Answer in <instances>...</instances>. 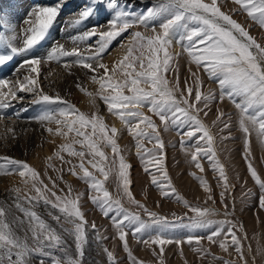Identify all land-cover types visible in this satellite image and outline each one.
<instances>
[{"label":"snow or ice","instance_id":"snow-or-ice-1","mask_svg":"<svg viewBox=\"0 0 264 264\" xmlns=\"http://www.w3.org/2000/svg\"><path fill=\"white\" fill-rule=\"evenodd\" d=\"M234 2L251 20L264 28V0H234ZM58 12V7L40 8L35 14L36 19L33 21L34 24L38 22L39 27L28 29L30 34L26 35L22 47L9 45L11 54L0 53V65L12 60L14 55L29 52L39 44L44 39L47 29L54 22ZM90 12L91 9L85 10L81 19L87 17ZM161 13H167L168 18L159 24L160 31H157L156 27H152L151 35H145L139 31L133 32L126 55L121 60L112 68L104 63H96L94 67L97 58L104 53L111 40L120 35L121 32L138 24L148 28L150 22L157 19ZM79 22V20L76 21V23ZM189 22L196 26L190 27ZM94 35L99 38V47L90 50L88 55H84L75 48L66 51L63 46H57L51 50L46 59L53 61L59 60L62 56H76L77 59L73 63L79 64L93 73L98 69L103 70L99 78L93 75V82L99 84L100 93L103 94L109 112L117 116L127 126L129 134L136 139L137 154L146 165L144 170L152 176V183L160 189L162 195L174 194L175 189L171 185V179L164 165L165 153L163 151L164 142L160 135L161 129L152 117L146 115L141 109L147 106L148 110L159 118L164 126V131L170 127L175 128L181 135L180 144L182 146L186 144L184 137L189 140L195 138L196 146L191 152V161L197 169L203 172L200 160L201 158H208L213 169L219 172L222 187L227 190L229 187L228 177L223 165L219 164L215 158V137L199 116L202 111L205 116L208 115L205 110L208 109L210 102L214 100L223 102L225 97L232 100L236 107L241 110L242 115L239 124L246 138L247 153L244 158L248 161L251 176L264 189V180H261L251 163L250 148L248 147L250 142L247 139L254 128L261 142L264 143V46L250 35L245 26L233 19L232 15L222 11L217 0H211L210 3L205 2V0H165L155 9L149 10L146 15L129 21L122 19L121 14L111 22L110 30L91 31L80 39H87ZM174 40L187 52L193 64L202 68L208 73L210 79H214L218 83L220 89L218 98L211 92L205 94L198 89L195 92L194 100L190 99L193 96V87L187 86L184 91H181L178 77H176V84L170 85L168 76L173 70L176 55H179H174L170 51ZM41 62L39 57L25 60L24 65H27L28 74L24 75L22 80L17 81L13 87L21 92L36 93L38 96L36 102L39 103L53 104L59 101L65 104V107L60 109L58 113L46 112L37 119L41 122L58 125L55 130L50 127L46 129L50 134L67 138L69 133H74L75 137L82 138L74 139L71 144H62L55 156L62 160L61 152L66 151L69 155L80 158L78 165L82 172L80 178L89 183L94 192L92 202L100 208L105 217L112 219L113 225L119 233V239L123 242L129 257H132V253L128 247V231L126 229L131 230L133 236L139 237V234L148 228L158 226L160 234L149 239H142L141 242L145 245H159V255L163 254L164 246L167 244L174 242L182 244L184 241L173 240L164 235L165 230L175 227L176 224L169 221L167 217L158 216L157 213L149 211L134 198L130 191V165L125 161L117 143L118 129L116 127L109 128L101 117L86 116L79 112L74 105L61 101L59 96L53 97L45 94L39 87L37 79ZM70 66L68 63L64 65L65 68H70ZM189 71L191 72V69ZM191 75L197 83H201L197 73L191 72ZM7 83L5 80H0V88ZM108 89L111 91L106 93ZM125 89L130 94H125ZM81 90L84 91V89ZM178 92L180 93L179 98L177 97ZM7 95L15 99L16 91L9 90ZM88 95L92 96L91 93ZM3 100L4 95L0 94V108L7 106ZM223 116L224 113L219 112L217 121L223 122ZM89 128L91 131L86 132L85 129ZM224 128H229V124L224 122ZM145 140L152 143L154 147L147 148L144 144ZM100 142L111 147L114 156L111 161L112 165H116L115 157H118L117 167H110L105 164L108 157L101 149ZM73 144L86 147L92 157L87 163L103 176V180L89 171V168L85 166V152L77 151ZM68 163L70 165L68 171L72 175H77L76 166L71 165L70 161ZM5 165L17 166L16 171L23 179V183L25 185L30 184L36 194L34 196L21 195L20 188L13 189L15 193L14 207L28 217L31 240L35 246H30L27 236L22 239L16 234L13 226L17 223H23V221H19L12 214L11 206L0 203V264H29L30 254L39 252L41 255H48L44 251L45 248H57L65 243L63 236L47 224L31 207H24V202L30 206L43 202L45 205L57 209L62 214L64 222L72 225L71 229L63 228V225L61 227L65 233L74 238L79 257L83 258L84 245L87 243L85 226L89 222L80 209V197L72 195L70 186L68 194L58 195L56 191L44 184L36 169L26 162L11 157H0V175L12 174ZM113 172L118 178V186L122 190L123 196L127 197L130 203L142 209L151 218L150 222L142 220L139 213L125 209L120 199L113 198L112 194L105 188L104 181ZM157 173L160 178H158ZM196 178L200 180L205 191H210L206 180L202 177ZM52 187H56L55 182H53ZM185 203L187 202L185 201ZM261 207H264V199L261 200ZM191 211L195 213V218L190 224L185 225L186 227L210 228L214 223H217L218 226L207 237L189 236L188 244L195 241L199 245L200 241L205 238L209 242L215 243V238L225 233L227 221L215 222L208 218L215 214L214 209L196 207L192 208ZM49 214L51 215V213ZM52 218L57 223L61 221V215H55ZM176 219L181 220L180 217ZM89 226L96 229L94 222ZM234 228L235 225L227 227L220 247L227 250L230 236V243L236 246V251L243 259V245ZM97 238H100L99 235ZM199 250L204 251L202 248ZM104 251L107 253L109 261L116 264L113 253L106 248ZM13 256H15V260ZM132 259L133 264H140L134 257ZM54 264H61V261L57 259ZM69 264H80V260H70Z\"/></svg>","mask_w":264,"mask_h":264},{"label":"rangeland","instance_id":"rangeland-1","mask_svg":"<svg viewBox=\"0 0 264 264\" xmlns=\"http://www.w3.org/2000/svg\"><path fill=\"white\" fill-rule=\"evenodd\" d=\"M46 1H50V3H45L48 6L57 7L54 6L55 4L52 0ZM163 2H165V0H91L90 5L87 7V0H72L71 7L79 6L81 14L88 9H91V12L83 19H80L81 17L77 18L76 21L79 20V23H76L75 19H70L64 26L55 29L61 34L63 33V38L60 44H54L50 47L49 52L46 53L41 50V54L37 53L38 57L42 60L39 68L45 63V61L48 62L47 67L44 68L41 75L45 74L47 71L57 69V67L61 69L66 63L71 66L76 65L77 68H79V78L73 79V73L66 72L71 78L72 84L76 83V90L74 89L76 91L75 93H72L69 87H66L60 88L61 90L52 89L49 95L53 97L58 95L60 99H62L61 101H66L68 104L74 105L79 112L84 113L86 116L101 117L109 128L116 127L118 129L117 143L125 161L130 165V191L134 198L143 204L149 211L157 213L158 216L167 217L169 221L176 224L175 227L165 230L164 235L173 240L179 239L184 242L182 244L174 242L165 245L162 255L158 254L159 245H145L141 242L142 239H149L160 234L158 226L148 228L145 232L139 234V237L133 236L131 230L126 229V231H128V247L131 250L132 257H134L136 261L140 262V264H245V261L246 264H264V207H261V200L264 199V189H262L251 176L248 169V161L244 158L247 154L245 146L246 138L239 124L242 114L241 110L236 107V104L233 103L232 100L227 97L224 98L223 102H217L214 100L209 103L208 109L205 110L208 112L207 116L204 115L203 111L199 113L201 120L209 127L215 137V158L219 161V164L223 165L228 177L229 187L227 190L222 187L219 172L213 169V165L208 158H201L200 160L203 166V172L197 169L195 164L191 161V152L196 146L195 138L189 140L187 137H184L186 144L185 146H182L180 144L181 135L175 128L170 127L167 131H164V126L159 118L153 115V113L148 110L147 106L141 109L146 115L151 116L161 129L160 135L164 142L163 151L165 153L164 165L168 176L171 179V185L175 189L174 194L164 196L160 189L152 183V176L144 170L146 165L144 160H142L137 154L136 139L129 134L127 126L117 116L109 112L108 106L103 99V94L100 93L99 84L93 82L92 76L97 75L96 77L99 78V76L102 75L103 70L98 69L93 73L84 68L85 71L82 72L83 67L79 64L73 63V61L77 59V57L74 56H62L59 60L53 61H47L46 59L51 50L57 46H63L66 51H71L75 48L84 55H88L90 50H95L99 47V38L95 35L87 39H80L81 37H84L91 31L101 32L110 30L111 22L116 20L121 14L122 19L124 20H134L137 17L146 15L149 10L155 9ZM205 2L210 3L211 0H205ZM39 3L43 2L39 0ZM83 3L85 7L82 6ZM217 3L220 5L222 11L232 15L233 19L245 26L250 35H252L258 43L264 46V28H262L257 22L251 20V18L242 11L240 6L237 5L234 0H217ZM68 7V4L63 5L62 11L64 12ZM70 11L66 16L69 17L73 14V12ZM167 18V13H161L157 19L150 22L148 28L138 24L121 32L120 35L110 41L104 53L97 58L94 67L96 63H104L106 65L109 64V68H112L119 60H121V58H123L124 55H126L127 48L132 40L133 32L139 31L145 35H151V28L156 27L157 31H160L159 24L164 22ZM52 25L53 24H51L45 33V36L48 34V38H44L39 44L44 40L46 43V41L50 39L49 37L52 35V28L54 27ZM189 26L195 27L196 25L189 22ZM0 27H4V25H0ZM30 27H39V24L37 22L34 26L17 25L14 29H16L18 33V38L16 40L19 42L17 41L16 43L14 42L15 44H12L10 39L6 37V46H2L7 50L10 49L9 45L22 47L26 35L30 34L28 32ZM0 30L3 31L2 28H0ZM1 37H3L2 34H0V43L3 39ZM63 40L64 42H62ZM34 49L21 54L22 62H19V66H22L25 60L37 57L35 56L36 52ZM120 49H122L123 52L119 51ZM170 51L174 55L179 54L176 55L173 70L168 76L170 85H175L177 82L176 77H178L179 89L181 91H184L187 86L193 87V96L190 98L192 100H194L195 92L198 89L205 94L211 92L217 98L219 97L220 89L218 83L214 79H210L208 73L202 68H198L193 64L190 57H188L187 52L184 51L181 45L175 40L173 41ZM108 56L111 60L107 58ZM113 59L116 60L114 61ZM21 68L22 67H20L18 71H20ZM189 69H191V72L197 73L201 83H197L192 77ZM72 71L73 69H71V72ZM81 89H84V91ZM110 91L111 90L108 89L106 90V93ZM124 91L125 94H130L127 89ZM88 93H91L92 96H89ZM79 95L82 96V100L78 99ZM179 96L180 93L178 92L177 97L179 98ZM86 98H88V100ZM237 99L239 101V98ZM45 104L49 107L48 103ZM64 107L65 104L58 101L57 103L50 105L48 112L55 114ZM197 107H200V105H197ZM1 110H3V108H0V111ZM33 110H35V107L29 110L32 111L31 113L29 112L31 116L24 119H30L32 126L37 125V122H41L37 119V117H39L38 114H36L37 117L32 115H35ZM219 112L224 113V116L222 117L223 122L217 121L216 119ZM0 115H2L1 112ZM32 116L34 118H29ZM214 121L216 122L213 123ZM224 122L229 124V128H224ZM41 123L44 124V122ZM46 123L44 125V127L47 126L45 129L48 127H55L56 129L58 127L55 123H47V125ZM221 129H223V131H221ZM85 131L90 132L91 129H85ZM60 136L61 135L58 136L60 140L56 141L57 146H54L55 151H53L52 155L47 159H42V154L35 152L36 148L32 149L33 152L36 153L34 154V158L31 157L30 159V154L28 155L25 153H19L18 156L11 158L26 162L29 166L36 169L44 184H47L50 189L56 191L58 195L68 194L70 186L72 195H78L80 197V209L84 213L86 220L89 222L88 225L85 226L87 243L84 245V256L83 258L79 257L74 238L63 231V228L71 229L72 225L64 222L62 214H60L57 209H53L50 205H45L43 202L31 206L24 202V207H31L32 210L36 211L47 224L55 228L56 231L63 236L65 241L64 245L57 248H45L44 251L47 252L48 255H41L39 252L30 254L29 264H41V261H43V264H54V261L57 259L61 261V264H69V261L73 259H79L80 264H112L108 259L107 253L104 251L105 248L113 253L116 264H133L132 257H129L128 251L125 250L123 242L119 239V233L114 227L112 219L105 217L100 208L92 202L94 192L90 188L89 183L80 178L82 175V172L78 167L80 158L71 156L66 151L61 152V156L63 157L62 160L55 156V153L60 149L62 144H71L74 139L82 138L75 137L74 133H69L67 138ZM224 137H227V139H224ZM247 139L250 142L248 147L250 148L251 163L253 167H255L261 180H264V143L261 142V139L258 137L254 128L251 130V135ZM46 140L47 139H44L43 141L45 142ZM59 141L60 143H58ZM202 143L203 142L201 141V144ZM144 144L149 149L154 147V145L147 140L144 141ZM73 147L77 151L85 152V166L88 167L89 171L93 172L99 179L103 180V176L96 172V170L87 163L92 157L86 147L80 144H73ZM100 147L108 157L105 164L110 167H117L118 157H115L116 165L111 164V161L114 158L111 147L106 146L103 142H100ZM37 156L41 159H39L40 161L38 160L39 163L36 159ZM50 157L51 159H49ZM36 161L37 164L35 163ZM69 161L71 162V165L76 166L77 175H72L68 171L70 167L68 163ZM5 167L11 171L12 174L0 176L10 177L11 179V176L14 177L12 183L6 186L7 189L10 187L8 190L13 192V188H15L14 185H17L16 188L21 189V195H36L30 184L25 185L23 183V179L16 171L17 166L5 165ZM14 173L16 175H14ZM157 176L160 178L158 173ZM196 177H202L206 180L210 191H205L200 180ZM53 182H55V188L52 187ZM11 184H13V186ZM104 186L112 194L113 198L120 199L125 209L139 213L142 220L150 222L151 218L148 217L142 209L138 208L135 204L130 203L127 197L123 196L122 190L118 186V178L115 172L110 174L108 179L104 181ZM185 201L187 203H185ZM14 202L15 193H13L12 198H8L7 200L0 198V203L11 206L12 214L17 217L19 221H23V223H17L13 226L16 234L22 239L27 236L30 246L34 247L35 245L31 240L28 217L14 207ZM225 205H227V207H225ZM196 207L202 209H214L215 214L208 217L212 221L228 222L225 226V233H222L220 237L215 238V243L209 242L206 238L201 240L199 245H197L195 241H193L192 244L187 243L189 236L207 237L218 226L217 223H214L210 228L186 227L185 225L190 224L195 218V213L192 212L191 209ZM49 213H51V215ZM55 215H61L60 223H57V221L52 218ZM177 217H180L181 220H177ZM9 219H11V217H9ZM93 222L96 224V229H92L89 226ZM61 225H63V228ZM231 225H235L234 231L243 245V259L240 258V255L236 251V246L230 243V236L227 250L220 247V242L226 234L227 227ZM98 235L100 237L99 239L97 238ZM201 248L204 250L203 252L199 250ZM13 259L15 260V256H13Z\"/></svg>","mask_w":264,"mask_h":264},{"label":"bare ground","instance_id":"bare-ground-1","mask_svg":"<svg viewBox=\"0 0 264 264\" xmlns=\"http://www.w3.org/2000/svg\"><path fill=\"white\" fill-rule=\"evenodd\" d=\"M41 2H43V3H39V0H0V25H4V27H0L3 29V31L0 30V34L3 35V37H1V38H3L2 42H3L4 46H6V44H5V38L6 37L8 39H10L12 44H15L18 41V40H16L18 38V33H17L16 29H14V27L16 28L17 25L18 26L19 25L34 26L33 21L36 19V15H35L36 12L40 8L50 7L47 4H45V3H50V1L41 0ZM52 2H54V4H55L54 6H57L59 8V12H58V15L55 18L54 22L52 23L53 24L52 26H54V27L52 28L53 33L49 37L50 39H48L46 41V43L44 42L45 41L44 40L41 44H38L34 49V51L36 52L35 56H37V57H38V54H41V50L43 52L47 53V52H49V48L52 47L54 44H58V43L60 44V42L63 38L62 37L63 33L61 34L59 31H56L55 29H57L61 26H64L66 23H68V21L70 19H75V21H76L77 18H80L82 16V14L80 13L81 11L79 9V6H77V7L72 6L71 7L72 0H52ZM79 2H81V1H79ZM90 3H91V0H87V3H86L87 7L90 5ZM65 4H68L69 7L67 10H65L63 12L62 8H63V5H65ZM82 6H84V3ZM69 11L73 12V14L68 17L66 15H68ZM8 27H9V30H8ZM44 38H48V34ZM47 42H48V44H47ZM62 42H64V40ZM7 51H10V49ZM119 51L123 52L122 49H120ZM109 56L111 57L110 54H109ZM109 56L107 58L109 60H111ZM74 57H76V56H74ZM10 61L6 62L4 65H0V76L2 77L1 80H5L8 82L2 88H0V94L4 95L3 102L7 105L6 107L3 108V110L0 111L2 114V118H0V157H4V156L15 157V156H18L19 153H23V154L25 153L28 155L30 154L29 157L31 159V157L34 158V154H36L38 152V153L42 154L41 155L42 159H47L49 156L52 155V152L55 151L54 146H57L56 141L60 140V138L58 137L59 135L56 136L54 134L48 133L47 130L45 129L47 126L44 127L46 122H44V124L41 122H37V125L32 126L30 119H28V120H24V119H27L28 116H31L29 114V112L31 113L32 111H29V110H31L32 108L35 107V110H33L35 115L34 114H32V115L34 117H37L36 114H38L40 116V115H43L44 113L48 112L51 104H49V107H48V105L45 103L36 102L38 100V96L36 93L21 92V91H18L15 87H13V85L17 81L22 80L23 76L28 74V70H27V65H26V66L22 67L20 71H18L19 68L21 67L18 64L20 61L22 62L21 54H17L15 56V58L13 59L12 63H10ZM8 63H10L9 64L10 67L4 68L3 66H6ZM47 63L48 62L45 61V63H43L41 65L40 73H39V76L37 77L39 87L43 90V92L45 94L49 95V93H51L50 91L52 89L57 90L60 88L69 87L71 92L75 93L76 92L75 91L76 90L75 89L76 83L72 84V80L66 74V72L68 71L71 74L73 73V75H74L73 79L79 78V76H78L79 68H77L76 65L70 66V68H65L63 66V68H61V69H59L57 67V69L47 71L45 74L41 75L43 73L44 68L47 67ZM9 65H7V66H9ZM22 65H24V64H22ZM71 69H73L72 72H71ZM84 71H85V69L82 68V72H84ZM32 75L35 76V74H32ZM95 76H97V75H95ZM87 86H89V85H87ZM9 90L16 91V98L15 99H13L11 96L7 95ZM69 97H70V95H69ZM78 99L82 100V96L79 95ZM86 99L88 100V98H86ZM12 100H13V102H12ZM80 103H81V101H80ZM10 116H12V117H10ZM33 116L29 117V118L32 119V118H34ZM32 122H33V120H32ZM47 123H46V125H47ZM9 129H11V131H8ZM52 129L55 130V127ZM44 139H47L49 143L47 142V140L44 142L43 141ZM58 143H60V141ZM33 148H36V151H35L36 153L33 152V150H32ZM39 156H37V158H36L37 161L40 159V158H38ZM37 161L35 162L36 164H37ZM39 161H38V163H39ZM30 163H32V162H30ZM14 175H16V174L14 173ZM11 177H12V179L14 178L13 176H11ZM12 179L10 177L0 176V198L3 200H7L8 198H12V196H13L14 192H12L11 190H8L10 187H8V189L6 187L10 183H12ZM19 182L21 183L20 180H19ZM11 185L13 186V184H11ZM14 186L16 188L17 185H14ZM11 189H12V187H11Z\"/></svg>","mask_w":264,"mask_h":264}]
</instances>
